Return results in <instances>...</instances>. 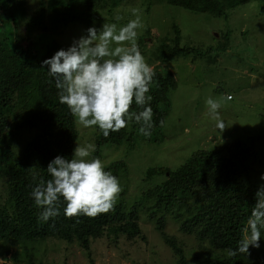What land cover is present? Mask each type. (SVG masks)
<instances>
[{
  "label": "trees",
  "instance_id": "trees-1",
  "mask_svg": "<svg viewBox=\"0 0 264 264\" xmlns=\"http://www.w3.org/2000/svg\"><path fill=\"white\" fill-rule=\"evenodd\" d=\"M25 1L0 0V181L6 189L0 205V246L14 249L10 263L42 264L37 259L38 246L45 241H60L76 243L92 264L94 240L106 238L115 245L119 238L128 242L144 239L140 214H146L170 247L176 264H188L187 257L182 245L164 232L166 216L178 224L180 232L194 238L201 254L192 258L194 264H264V229L260 240L263 246H250L248 255H228L229 250L237 249L256 203V192L264 185V180L259 183L250 177L259 157L251 138L193 151L176 169L161 165L147 168L145 179L151 181V187L143 192L142 205L123 200L125 162L110 163L105 170L119 179L122 192L114 210L96 218H66V204L61 198L60 214L43 222L38 219L43 209L31 196L41 179H50L46 169L55 157L71 158L79 136L72 114L59 102L48 66L42 64L63 49L53 35H61L72 25L99 28L104 23L117 24L116 10L136 3L146 12L156 4H165L193 15L227 20L237 7L264 0H37V7L28 17L21 10ZM20 20L25 22L23 32L17 29ZM146 31L137 39L142 55L144 40L150 36ZM171 34L157 38L158 44L148 53L149 63H158L153 66L156 75L149 92L152 99L146 105L153 110L151 136L140 134L141 125L134 120L107 138L95 127L92 157L101 159L107 149L124 147L133 151L144 140L157 143L169 114L168 93L176 86L170 63L178 57L202 58L215 49L224 53L231 45L228 29L220 34L215 49L208 46L204 52L200 45L181 43V30L175 23ZM131 110L142 109L133 104ZM21 136L26 138L23 142Z\"/></svg>",
  "mask_w": 264,
  "mask_h": 264
},
{
  "label": "rangeland",
  "instance_id": "rangeland-1",
  "mask_svg": "<svg viewBox=\"0 0 264 264\" xmlns=\"http://www.w3.org/2000/svg\"><path fill=\"white\" fill-rule=\"evenodd\" d=\"M36 7L37 0H26L21 10L28 17ZM133 8L141 10L144 25L138 36L147 29L150 31L142 51L152 67L158 63H149L148 53L158 44L157 38L172 36L173 23L181 30V43L200 45L203 49L201 52L208 46H215V49L220 34L227 29L231 31V45L224 53L215 49L202 58L178 57L170 63L176 86L168 93L169 114L157 143L144 140L141 144L137 143L133 151L121 147L103 152L101 160L105 166L118 160L125 162L127 179L122 182L126 187L123 200L127 204H143V192L151 187V181L145 179L147 168L161 165L176 169L193 151L213 149L236 139L254 140L253 147L259 157L255 159L250 177L252 181L261 183V176L264 175V2L239 6L231 11L227 20L206 14L193 15L165 4H156L146 12L140 3H136L116 10L114 19L117 15L122 17L117 21L118 27L135 18L131 11ZM24 24L19 21L18 32H23ZM87 29L72 25L61 35H53L52 38L67 50L74 40L87 35ZM222 96H231L233 100L224 101L220 109L227 126L221 133L216 129L215 121L209 117L205 102L209 97ZM76 127L79 136L75 148L77 144H94L95 127L84 128L77 124ZM25 139L21 136V142ZM159 180L156 178V181ZM2 181L0 205L6 197ZM165 221L166 235L182 245L187 263L194 264L192 258L201 255L194 238L180 232L178 224L170 216H166ZM140 227L144 239L136 238L128 242L119 238L115 245L106 238L92 241V264H176L170 247L165 244L148 215L140 214ZM13 251V248L6 247L4 250L0 246V264H11ZM37 252V259L42 264H89L76 243L45 241L38 246ZM258 252L260 256L263 255Z\"/></svg>",
  "mask_w": 264,
  "mask_h": 264
},
{
  "label": "clouds",
  "instance_id": "clouds-1",
  "mask_svg": "<svg viewBox=\"0 0 264 264\" xmlns=\"http://www.w3.org/2000/svg\"><path fill=\"white\" fill-rule=\"evenodd\" d=\"M134 19L118 27L104 23L100 29L88 28L87 35L74 40L67 49L58 50L42 62L48 75L55 80L59 102L69 109L77 125L96 127L107 138L134 120L140 124V134L150 137L153 110L146 106L156 75L139 50L137 38L144 27L141 10L133 8ZM117 21L122 17L117 15ZM231 96L209 97L206 107L209 117L221 133L226 129L220 109ZM135 104L140 111H132ZM163 126L164 121L160 122ZM95 145L77 144L71 158L55 157L47 166L50 179H41L31 196L42 208L38 219L47 222L60 214L59 202H65L66 218L87 216L96 218L114 210L122 188L119 179L105 170L103 161L92 157ZM92 157V158H89ZM264 180V175L261 176ZM256 203L251 209L242 239L230 257L250 254L249 247L259 248L261 229H264V185L256 192Z\"/></svg>",
  "mask_w": 264,
  "mask_h": 264
},
{
  "label": "crops",
  "instance_id": "crops-1",
  "mask_svg": "<svg viewBox=\"0 0 264 264\" xmlns=\"http://www.w3.org/2000/svg\"><path fill=\"white\" fill-rule=\"evenodd\" d=\"M232 100H233V98L231 100H228V101H232Z\"/></svg>",
  "mask_w": 264,
  "mask_h": 264
}]
</instances>
